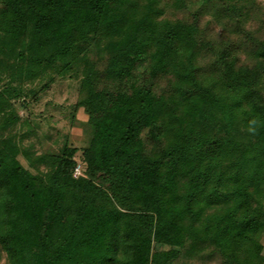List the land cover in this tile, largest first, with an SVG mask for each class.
Instances as JSON below:
<instances>
[{"label":"trees","instance_id":"obj_1","mask_svg":"<svg viewBox=\"0 0 264 264\" xmlns=\"http://www.w3.org/2000/svg\"><path fill=\"white\" fill-rule=\"evenodd\" d=\"M163 2L0 0V242L10 264H170L199 241L225 264H259L264 207L251 202L264 197V40L242 62L232 44L199 35L195 13L166 15ZM57 66L80 78L74 107L92 129L80 175L76 146L36 173L3 133L19 116L12 99L35 92L23 82ZM161 130L167 142L153 154L144 139L159 142ZM13 181L28 205L12 218ZM203 195L221 204L205 217L194 207ZM154 242L170 247L153 253Z\"/></svg>","mask_w":264,"mask_h":264},{"label":"rangeland","instance_id":"obj_2","mask_svg":"<svg viewBox=\"0 0 264 264\" xmlns=\"http://www.w3.org/2000/svg\"><path fill=\"white\" fill-rule=\"evenodd\" d=\"M172 0H164L166 15L172 14L186 20H191L193 14L197 20L200 34L208 37L218 46L233 45L232 52L239 56L242 62H252L249 54L256 43L264 40V0H186V7L173 9ZM174 11V12H171ZM171 12V13H170ZM2 66L0 65V76ZM59 68H49L34 80H26L22 85L32 88L35 92L26 95L25 103L22 99H12V108L19 114L17 119L6 128L5 135H13L18 143L17 158L32 172L46 174L52 166V154L60 153L64 145L76 146L77 160L74 174L80 175L84 171L85 162L82 149L90 143L92 129L87 123L88 115L83 107L75 108L74 103L80 97V78L74 77L72 70L59 72ZM171 74L161 75L155 90L164 92L169 89ZM2 79L1 82H3ZM25 89V91H26ZM264 91V81L262 83ZM262 103V102H261ZM259 104V112L264 114V103ZM5 116L0 115V124ZM258 120V117H257ZM259 121V120H258ZM159 142L144 139L145 148L151 153H158L159 146L166 144L165 133L162 132ZM18 181L8 184V189L16 197L13 209L7 208L6 214L15 217L14 212L21 214L28 205L26 194L21 192ZM206 195V194H205ZM1 198V196H0ZM264 207L263 199H254L251 204ZM221 204L209 203L203 195L196 200L194 207L199 215H211ZM263 244L262 258L259 264H264V229L259 237ZM169 245L153 243V253L166 251ZM127 249V251L125 250ZM133 248L126 246L119 248L118 257L127 258ZM237 258L244 259L242 252L237 250ZM0 264H10L9 256L0 242ZM86 264H98L86 261ZM114 264H121L116 262ZM170 264H225L221 253L213 248L209 241H199L193 251H181Z\"/></svg>","mask_w":264,"mask_h":264}]
</instances>
